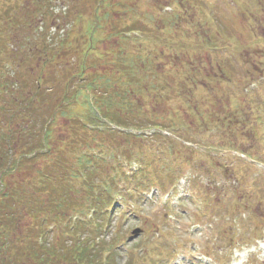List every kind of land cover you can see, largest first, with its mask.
Returning a JSON list of instances; mask_svg holds the SVG:
<instances>
[{"label": "rangeland", "instance_id": "obj_1", "mask_svg": "<svg viewBox=\"0 0 264 264\" xmlns=\"http://www.w3.org/2000/svg\"><path fill=\"white\" fill-rule=\"evenodd\" d=\"M64 2L69 21L62 27L73 41L69 65L75 67L80 52L88 48L83 38L95 19L88 17L90 0ZM167 2L107 0L98 12L102 34L99 28L90 36L96 53L88 54L90 61L97 71L120 72L126 83L120 89L125 100L143 106L146 118L140 124L187 127L178 130V136L167 133L169 140L163 142L151 141L158 133L152 129L122 130L150 140L121 137L122 142H112L104 136L105 147L122 144L133 150L141 166H147V177L159 186L164 183L142 191L135 203L119 202L109 209L104 239L116 245L117 264H264V0H209L211 17L198 7L191 14L180 7L170 20L165 17L171 9L162 8ZM53 3L44 1L43 7ZM13 4L35 5L31 0H0V16ZM125 26L137 31L126 32ZM208 34L213 38L210 45L202 42ZM118 48L126 50V68L121 56L114 55ZM1 60L0 68H6ZM132 65L135 74L146 78L133 87L138 96H132L128 81L133 77H128ZM79 110L73 106L67 111L71 115ZM78 113L82 116V111ZM69 121L75 120H57L59 141L54 148L63 140L75 141L79 147V137L68 136ZM178 137L195 141L182 144ZM171 145L176 149L173 156L168 153ZM111 153L123 155V148ZM159 164L170 176L160 175ZM139 169L135 162L126 172ZM147 177L143 181L148 182ZM158 189H165L164 194ZM7 228L15 239L37 230L27 213L20 217L19 227ZM136 228L143 233L135 237L131 231ZM46 235L49 242L55 239L50 228Z\"/></svg>", "mask_w": 264, "mask_h": 264}, {"label": "trees", "instance_id": "obj_2", "mask_svg": "<svg viewBox=\"0 0 264 264\" xmlns=\"http://www.w3.org/2000/svg\"><path fill=\"white\" fill-rule=\"evenodd\" d=\"M33 3L34 8L13 4V9L7 8L0 16V58L10 69L0 68V259L4 249L3 254L15 264H117L116 245L103 236L108 230V210L119 202L135 203L142 191L164 183L159 186L147 177V166H141L144 164L133 150L122 144L115 149L105 147L104 136L109 135L112 142H122L121 137L123 141H142L150 138L122 130L155 129L178 136L177 131L187 127L140 124L146 118L143 106L125 100L120 89L126 83H122L120 72L97 71L90 61L88 54H96L92 30L83 38L88 48L80 52L77 65L70 67V33L57 46L48 44L45 33L35 31L40 18L47 27L49 7H43L44 0ZM120 56L122 68H126ZM135 68L132 65L128 75H133L128 80L132 96H138L133 87L146 79L135 74ZM73 106L80 110L70 117L67 110ZM60 117L75 120L69 121L68 136L70 140L72 135L79 137V147L75 141L63 140L54 148L59 141L55 127ZM152 138L153 142L169 140L161 134ZM178 138L182 144L195 141ZM120 148L123 155H112L111 150L120 152ZM175 150L171 145L169 155ZM89 152L93 154L86 156ZM106 155H110L108 160ZM135 162L141 169L127 173ZM162 165L157 171L170 176ZM145 177L148 182L143 181ZM176 182L170 180L167 186ZM24 213L31 216L37 230L31 236L22 232L15 239L7 227H19ZM49 228L55 235L51 242L46 235ZM116 237L113 240L117 242Z\"/></svg>", "mask_w": 264, "mask_h": 264}, {"label": "water", "instance_id": "obj_3", "mask_svg": "<svg viewBox=\"0 0 264 264\" xmlns=\"http://www.w3.org/2000/svg\"><path fill=\"white\" fill-rule=\"evenodd\" d=\"M140 233V230H135L134 232H133V234H135V235H137V234H139Z\"/></svg>", "mask_w": 264, "mask_h": 264}]
</instances>
